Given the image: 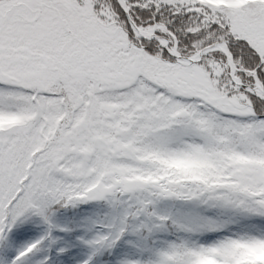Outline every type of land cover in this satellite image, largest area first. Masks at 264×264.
I'll return each instance as SVG.
<instances>
[{
	"label": "snow or ice",
	"instance_id": "1",
	"mask_svg": "<svg viewBox=\"0 0 264 264\" xmlns=\"http://www.w3.org/2000/svg\"><path fill=\"white\" fill-rule=\"evenodd\" d=\"M0 121V264L264 245V0H0Z\"/></svg>",
	"mask_w": 264,
	"mask_h": 264
},
{
	"label": "trees",
	"instance_id": "2",
	"mask_svg": "<svg viewBox=\"0 0 264 264\" xmlns=\"http://www.w3.org/2000/svg\"><path fill=\"white\" fill-rule=\"evenodd\" d=\"M233 2H239L241 0H232ZM169 168L183 172L186 174L194 173L200 165L193 162L186 161H174L168 165ZM198 178V177H194ZM98 206L94 204L80 205L75 209L61 210L58 214V221L61 225L67 226L72 229L70 233L55 232L54 235L62 237L64 241L69 244V251L62 256H54L55 264H78L79 261L75 260L76 255L79 253L82 255V259L85 258L88 249L80 245L77 241L78 237L84 236L85 239L88 235H85L81 223L85 217L90 216L94 212L98 211ZM42 226H36L30 229L31 233H39ZM34 235V234H33ZM240 251L236 255L234 264H264V245L258 246H236ZM123 248V242L121 243ZM112 256L107 253L97 257L95 264H104L105 261H111ZM81 259V260H82ZM196 264H219L216 259L210 260L207 256L198 258Z\"/></svg>",
	"mask_w": 264,
	"mask_h": 264
},
{
	"label": "rangeland",
	"instance_id": "3",
	"mask_svg": "<svg viewBox=\"0 0 264 264\" xmlns=\"http://www.w3.org/2000/svg\"><path fill=\"white\" fill-rule=\"evenodd\" d=\"M217 4H224L225 6H239L240 3H232L231 0H223L221 2H216ZM3 123H6L5 121H0V125H2ZM34 235L37 234V233H33ZM209 259H215L213 256H207ZM82 255L81 254H77L76 257H75V260L77 261H80L82 259Z\"/></svg>",
	"mask_w": 264,
	"mask_h": 264
}]
</instances>
